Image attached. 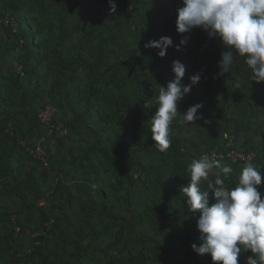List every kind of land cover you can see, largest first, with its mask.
Wrapping results in <instances>:
<instances>
[{
    "label": "trees",
    "instance_id": "trees-1",
    "mask_svg": "<svg viewBox=\"0 0 264 264\" xmlns=\"http://www.w3.org/2000/svg\"><path fill=\"white\" fill-rule=\"evenodd\" d=\"M114 2L116 11L112 13L110 0H0V17L9 15L18 27L14 31L0 24V264H86L85 260H95L96 264L101 260L104 264H160V259L164 262L161 264H213L210 254L201 256L191 247L202 242L197 228L199 211L192 213L188 209L187 198L181 191L190 183V173L179 176L169 170L174 155L186 150L188 142L178 139L163 153L157 149L151 138V120L156 111L152 95L156 92L158 97L160 86L166 87L174 79L173 61L186 66L184 52L196 59L195 74H200L201 79L191 89L193 101L204 100L206 111L209 104L215 107V102L203 74L223 82L222 102L231 96L227 105L238 119L250 117L254 111L252 98L257 97L259 83L248 80L251 69L238 54H234L230 74L219 75L225 49L218 37L210 38L201 28L177 32V9L183 6L182 0ZM34 10L43 17L36 18ZM73 27L79 33L75 42L65 37L66 29ZM119 34L122 37L116 41ZM162 36L173 40L163 58L157 55L158 49L144 47L147 41ZM182 39L186 44H180ZM176 46H180L179 51ZM22 48L24 53L18 54ZM165 57L170 58L169 62ZM14 62L20 65V71L14 70ZM166 75L169 78L164 82ZM130 87L141 96V109L148 103L144 110L136 111L131 105ZM258 94L260 101L263 93ZM98 99L114 103L115 110L97 108ZM188 99L187 94L178 103L182 113L191 107ZM240 100L244 107L237 109ZM47 103L55 108L47 128L57 131L61 124L69 142L65 143L66 155L57 156L51 150L52 139L55 141L56 137L51 132L44 150L45 165L29 154L26 147L36 148L48 136L38 117ZM85 120L109 126L108 133L98 132L94 141L88 136L81 138L78 126ZM173 121L170 127H178L176 117ZM231 125L232 129L212 125L200 131L199 142L194 145L209 147L202 151L221 150L223 134L227 133L233 136L237 149L255 153L254 165L263 151L256 148L255 141L238 140L235 131L239 127ZM86 130L89 135L97 133L88 123ZM19 138L26 146L18 144ZM112 152L129 161L116 159ZM5 154L25 158L30 168L25 176L19 172V166L5 168L2 161ZM31 161L40 163L41 168L36 170ZM219 162L232 167L233 186L238 185L235 176L240 165L229 160ZM69 167L85 168L82 175L95 185L99 199L93 192L82 196L62 192ZM60 169L61 175L51 179V174ZM4 171H10L11 177H6ZM135 172L138 177L133 175ZM207 183L208 180L202 181L201 191L207 190ZM12 190H16L15 200L11 197ZM30 194L36 200L45 199L46 206H42L47 211L37 201L25 203ZM209 195L211 205L216 200ZM4 196L10 198L4 200ZM9 202H13V208ZM24 206L28 207L25 213L20 209ZM32 210L40 212L39 221L29 216ZM55 210L58 211L54 213ZM188 218L193 220L191 225L187 224ZM79 221L82 225L75 230L72 226ZM17 226L21 230L15 235ZM27 228L29 233L43 231L40 236L31 237V245L20 238ZM108 237L114 238L113 243L123 240L119 254L125 255L109 253L113 243L108 242ZM37 240L46 241V246L53 245L55 253L53 249H49V254L45 249L38 250L34 245ZM149 245L159 250L158 258L145 252ZM183 253L185 262L181 260ZM253 255L250 250L242 251L239 264H247L248 257Z\"/></svg>",
    "mask_w": 264,
    "mask_h": 264
},
{
    "label": "clouds",
    "instance_id": "clouds-1",
    "mask_svg": "<svg viewBox=\"0 0 264 264\" xmlns=\"http://www.w3.org/2000/svg\"><path fill=\"white\" fill-rule=\"evenodd\" d=\"M182 5L177 9L178 33L201 28L210 38L218 37L222 41L225 50L219 62V75L230 74L234 54H238L251 69V80L264 82V0H182ZM115 11L116 4L110 0V12ZM186 42L182 39L180 44ZM171 46L173 40L168 36L144 44L145 48L158 49L161 58ZM172 72L174 79L166 87L160 86L158 108L151 120V138L161 153L171 146L170 125L179 112L178 103L201 79L200 74H195L189 78V84H183L186 66L178 60L172 62ZM202 107L203 103L189 107L182 113V122L189 124L203 119L198 114ZM260 168L246 164L238 185L229 189L224 186L220 172L232 173L230 165H221L207 157L195 159L190 165V183L181 191L187 198L188 209L192 213L199 211L197 228L202 242L191 247L201 256L210 254L213 264H239L240 253L247 250L254 254L248 257L247 264H264V198L258 190L262 181ZM210 175L216 176L214 183L209 182L208 190L201 191L202 181H207ZM209 192L216 200L211 205Z\"/></svg>",
    "mask_w": 264,
    "mask_h": 264
},
{
    "label": "rangeland",
    "instance_id": "rangeland-1",
    "mask_svg": "<svg viewBox=\"0 0 264 264\" xmlns=\"http://www.w3.org/2000/svg\"><path fill=\"white\" fill-rule=\"evenodd\" d=\"M32 14L36 18H38L39 16L43 17L42 14H39V12L36 10H34ZM47 18H50V16H48ZM65 32H66L65 37H67V39H70L73 42H75V40H77L79 37V33L76 31V29H74V27L66 29ZM120 37H122V34L118 35V39L116 41L120 40ZM116 41L113 40V42H116ZM25 42L28 43L27 41H25ZM114 45L116 46V43ZM117 46H118V44H117ZM17 52H18V50H17ZM23 53H24V48H22L18 54H23ZM184 53H185L184 61L186 63L187 69L185 72V76L182 78V81L184 82L185 85H187L190 83L189 78L191 76H193L195 74V72L198 71V69L195 68L196 67L195 57L193 55H189L187 52H184ZM50 57L54 61V64H56L54 57L52 55H50ZM170 57L173 58V55ZM164 59L167 62H169L168 60H170V58H167V57H165ZM12 67H14L15 71L21 70L20 65L17 64V62H14V65ZM57 67H60V66H57ZM212 67L214 68L215 65H212ZM203 75L206 78V79L204 78L206 80V84L209 86V87L207 86L208 87L207 89L210 90L208 92H212V95H211L212 98L211 99L214 100L215 107L211 106L209 104L207 106L208 109L206 111V109L204 108V106H205L204 100L201 99V100H198L197 102H194L193 101V99H194L193 91L192 90L190 91V93L188 94L189 105L193 106L196 103H203L202 109L198 110V114H202L203 119L195 121L194 123L193 122H189V124L183 123L182 122V112H181L182 109L178 110L179 112H181V113L178 112L177 116H176V121H177L176 124L178 127H172V126L170 127L171 145H175L178 142V139H183V140L187 141L188 145L186 147L187 148L186 150H184V151L182 150L183 152L177 153L174 155V158H172V160H171V166H170L169 170H170V172H173V174L176 172L179 176H182L184 173L189 172V168H190L192 161L197 159L196 155L197 154L199 155V153L201 154L203 152L202 150H204L205 148H209L205 144H199V147H196L194 145L195 143L198 144V142H199L198 139H199L200 131H202L204 129H209L210 127H212V125L214 126V128L219 125L220 127H223L224 129H232L231 124H233V125L239 127L235 131L236 135H238V140L243 141V139H244V141H245L248 139L251 142L255 141L257 143L256 148H258V150L263 151V153H262V155H260L259 159L256 160L254 166L258 169L261 167L260 168V174L262 177V181H261V185L259 186L258 190L261 192L262 198H264V113L259 112V111H264V89H262V88H264V82L259 83V86L256 90V93H257L256 96L257 97L252 98V103L254 104L255 109H254V111L251 112V116L244 118V119H238L237 117H239V116L237 114L231 113L232 107H229V105H227L230 102L231 96L227 97L228 101L222 102L221 95H223V91H221V89H222L223 82L215 79L214 77H212V75H205V74H203ZM249 75H250V77H248L249 78L248 80L252 81L251 80L252 73L250 72ZM168 78H169L168 75L164 76V82L166 80H168ZM202 83H205V82L201 81V84ZM260 85H262V86H260ZM111 86L113 88H115L114 85H111ZM202 86H204V85L202 84ZM128 91H129V94H131L130 103H131V105H133L134 109L136 111L144 110L145 107L141 109V107L139 105V104H141V100H140L141 96H139V93L135 92V89L132 87H130ZM260 91H262V93H263V98L259 101V94L258 93H260ZM114 93H116V90H114ZM133 93H134V95H133ZM152 98H153V100H155V104H154L155 106L154 107L157 110V108H158L157 98L158 97H157L156 92L153 93ZM121 101H122V99L119 98L118 102L120 103ZM97 103H98L97 108L104 107L106 110H113V111L115 110V105H113L114 103H108V101H105L104 99H98ZM47 104L48 105H46L42 110H46L48 107V110L50 112L49 113L50 114L49 117H50L51 114L54 113L55 108H54V106H52L51 103H47ZM64 106H68V104L64 103ZM243 107H244V104L240 100L237 104V109L243 108ZM68 108H69V106H68ZM68 108H66V109L68 110ZM186 111L187 110L185 109V112ZM177 119H179V120H177ZM213 120H215V122H213ZM227 120H231L229 122L230 125H226ZM39 121H40V125H41L42 129L47 128L48 124H44L40 120V118H39ZM49 121H50V119H49ZM49 121H47V123ZM87 123L92 127L93 131L97 132V133L89 135L87 130H86V124ZM108 129H109V126L102 124L99 121L93 122L91 120H85L84 123L79 124V126H78V132H80L81 138L84 137L86 139V136H88V139H92L93 141L96 138H98V132L101 133V135H103L105 133L107 134ZM47 132H48V135H50L49 134L50 129L47 128ZM52 134H54V136L56 135V137H55V141L52 139L53 142L51 143V150L54 151V153L57 156L58 155H66L67 150L65 149V143L69 142V138L67 137L68 133L65 132V128L61 124H59L57 126V131H52ZM51 137H52V135H51ZM186 137H188V140L186 139ZM50 140H51V138H50ZM249 141H248V143H249ZM18 144L23 145L21 143V140H19ZM180 147H182V146H180ZM180 149H182V148H180ZM174 153H176V152H174ZM111 155H115V153L112 152ZM115 157H116V159L124 161V163L129 161V159L125 160L121 155H115ZM36 162L37 161H31V166H35V169L38 170L41 168V165H40V163L36 164ZM67 162H68V165L71 164L70 161H67ZM66 168H67V166H65L63 168V171H66ZM237 168H238V171H237L238 176H235V180H236V182H239V176H240V173H241V170L243 167L238 166ZM82 169L79 170V169L74 168L73 170H71L70 167L67 169L68 174H66V176L63 178L64 185L66 186V188L62 192L73 193V194H76L77 196H82V195L89 194V192H93L95 197H97V199H99L97 192H96V189H95V185L92 183L90 184V181L87 178H84L82 173L84 174L85 168L83 170ZM54 175L60 176L61 175V169H60V171H57V172H54L53 174H51V179H53V180L55 179ZM133 175L135 177H138L139 174L137 172H135ZM220 176L222 179H224V181H225L224 186L226 188L231 189L234 187L233 186V178L230 176V174H228V175L220 174ZM214 179H216V176L210 175L208 177V183L213 182ZM236 186H237V184H236ZM207 190H208V188H207ZM209 194H212V193L209 192ZM41 199H43V198H39L36 200L34 198V194H30L27 197L25 203L29 204V203H32L34 200V201H37L38 205H40V207L42 208L43 206H42L41 201H40ZM17 201H19V199H17ZM27 208H28L27 206H24L23 208H20V209L23 210V212L25 213L27 211ZM43 208L45 209V207H43ZM74 210H75V206H74ZM16 211L18 212V210H16ZM28 214H29V216H31L32 220H34V221L40 220L39 219L40 218V212L38 210H32V211L28 212ZM70 215H72V214H70ZM13 220H14V217H13ZM71 220H75V217L71 218ZM187 221H189L187 223L188 225L189 224L191 225L193 223V220H191L189 218L187 219ZM81 222L82 221L75 222V225H73L72 227H75V230L78 229L82 225ZM39 232H40V229L38 231L32 232V233H27L25 231L26 234L22 235V237H20V238L22 240L26 241L25 243H27V244L29 243L31 245V240H32L31 237L39 235ZM19 233H15V235H17ZM113 239L114 238H112V237L107 238L108 242H111V243H113ZM35 242H34V245L37 243L39 244L38 248H37L38 250L39 249H45V252L47 254H49V249H53V252H54L53 245L47 244V246H48V248H47L46 243H45L46 241H40V242L38 241L36 243ZM86 242L87 241H85L84 243H86ZM121 242H123L122 239L120 240V242L113 243V246H112L109 253L113 254V255H115V254L118 255L119 251H120L119 249L124 246V245L121 246L122 245ZM35 246H37V245H35ZM149 247L150 248H148V250L145 249V252H147L149 254V256L155 255L158 258L159 250L156 251V248L153 245H149ZM122 255H125V253L119 254V256H122ZM102 257H103V255H102ZM37 259L40 262V259L39 258H37ZM103 259H104V257H103ZM160 260H161L160 264L164 263L163 259H160ZM181 260L183 262H185L187 260L184 253L181 255ZM103 262H104V260H101L98 264H102ZM85 263L86 264H96L95 260H90V261L85 260ZM37 264H38V262H37ZM152 264H159V263L152 262Z\"/></svg>",
    "mask_w": 264,
    "mask_h": 264
},
{
    "label": "built area",
    "instance_id": "built-area-1",
    "mask_svg": "<svg viewBox=\"0 0 264 264\" xmlns=\"http://www.w3.org/2000/svg\"><path fill=\"white\" fill-rule=\"evenodd\" d=\"M0 24H3L5 26H10L12 28V30H14V31H16L18 29L14 18L10 17L9 15H5L4 17L3 16L0 17ZM49 113L50 112L48 110V107L46 110H42L39 113V118L44 124L49 123V122L47 123V121H49V119H50ZM52 130L53 129L50 128V133H49L50 135H51ZM65 132H67L66 129H65ZM223 139H224L223 149L216 150L213 148V149L205 150L199 155V157L200 158L207 157L210 160H217V161L229 160L230 162L237 163L238 165H240L242 167H244L246 164H249V163L252 164L253 158L255 156L254 152H252V151L243 152L242 150L237 149L235 147V144H234L233 136H231L227 133L223 134ZM19 140H21V143L23 144L22 146H26L25 142L21 138L18 139V141H17L18 143H19ZM26 148H27V151L29 154H31L32 156H34L37 159L42 160L44 162V164L47 165V161L45 158V151H44L45 148H42L39 145V143L37 144L36 148H30V147H26ZM45 224L48 225L47 222ZM15 230L17 231L16 233H19L21 230V227L17 226ZM26 232L29 233V230L27 229ZM42 232H43L42 229H40L39 235L32 236V237H38L41 235ZM38 241L39 240H37L36 242H38ZM35 245H37L36 247H38L39 244L37 243Z\"/></svg>",
    "mask_w": 264,
    "mask_h": 264
},
{
    "label": "crops",
    "instance_id": "crops-1",
    "mask_svg": "<svg viewBox=\"0 0 264 264\" xmlns=\"http://www.w3.org/2000/svg\"><path fill=\"white\" fill-rule=\"evenodd\" d=\"M208 142H209V140H208ZM2 161H3V164H4L5 168H7L10 165H11V167L13 166L14 168H17V166H19V172L22 173L24 176H25V172H28V170L30 169L29 168V163L28 162H25V158L22 155H16V156H10V157H8L5 154L3 156V160ZM4 174L8 178L11 177L10 171H4ZM15 192H16V190H12V193H11L12 194L11 197H12V199L14 198V200H15ZM9 198H10V196H7V197L4 196V197H2V199H4V200H6V199L8 200ZM0 200H1V198H0ZM40 201H41V204L43 206H46V203L47 202L45 201V199H41ZM5 203L8 204V201H6ZM9 204H12V208H13V206H14L13 202H11V203L9 202ZM57 211L58 210H55L53 212L56 213Z\"/></svg>",
    "mask_w": 264,
    "mask_h": 264
},
{
    "label": "water",
    "instance_id": "water-1",
    "mask_svg": "<svg viewBox=\"0 0 264 264\" xmlns=\"http://www.w3.org/2000/svg\"><path fill=\"white\" fill-rule=\"evenodd\" d=\"M51 138V135H48L46 138L42 139L40 142H39V145L42 147V148H45L46 147V144L47 142L50 140Z\"/></svg>",
    "mask_w": 264,
    "mask_h": 264
}]
</instances>
